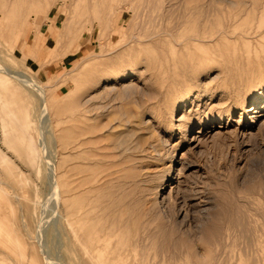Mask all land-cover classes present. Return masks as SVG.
<instances>
[{
    "label": "rangeland",
    "instance_id": "1",
    "mask_svg": "<svg viewBox=\"0 0 264 264\" xmlns=\"http://www.w3.org/2000/svg\"><path fill=\"white\" fill-rule=\"evenodd\" d=\"M263 29L264 0H0V64L40 82L49 117L25 88L28 179L29 140L10 146L0 121L28 198L6 226L30 244L6 263L84 264L74 211L101 264H264Z\"/></svg>",
    "mask_w": 264,
    "mask_h": 264
},
{
    "label": "bare ground",
    "instance_id": "2",
    "mask_svg": "<svg viewBox=\"0 0 264 264\" xmlns=\"http://www.w3.org/2000/svg\"><path fill=\"white\" fill-rule=\"evenodd\" d=\"M22 74L24 73H16L14 70H9L0 64V121L3 127V140L10 146H13L17 140H22L25 138L29 140V143L24 146V152L19 148H15L16 151H19V155H21L23 163L21 166L15 164L16 161L12 160V158H9L6 154V151H4V148H1L0 146V255L3 256V259H0V264H8L6 263V247L15 249L21 254V249L27 250V246L30 245L26 241H20L21 234L17 233L15 229H13V231H9L6 226V220L8 219L6 208L13 209L15 207V203H19L20 206L24 207L26 206L28 200V198L25 196V193L18 190L16 183L7 178L6 168L8 167V163H6V161L8 160L9 163H14L15 166H17L16 168H19L16 173L21 174L22 176H25L26 179H28V176L25 175L24 169L31 170L32 168H35L39 158V151H37L38 149L29 133V128L31 126L30 123L32 120L28 113V103L30 99L28 97L27 91H25V88H29L31 91L37 92L36 94L39 95V97L41 96L39 99L41 108L40 115L42 117L45 116L46 119L49 118L48 115L46 116V114H48V101L43 86L40 84V82H35V84L31 85L30 78L28 79L26 78V75ZM257 107L258 106L254 107L252 111L254 110V112H258V109L255 110ZM45 117H43V119ZM201 127L199 128L198 132L203 133L205 130L201 129ZM21 152H23V154H21ZM51 171L54 172V165L51 166ZM49 174L50 172H48V176ZM50 179L53 183V186L55 187V196H58L59 187L56 184V178L55 180L52 177ZM166 186V182L164 183L162 180L158 186V192L164 190ZM9 190L13 192V196L10 194ZM122 214L128 215L129 209L124 206L122 209ZM75 215L76 213L74 211H71L66 215L67 228L64 229H67V234L70 239L68 253L71 255L77 254L81 259H83L84 264H101V256L104 254L106 244L104 243L101 236H92L90 229H86L85 232L81 233L76 226V222L73 220ZM21 217L22 225L27 221L24 215H21ZM141 231L142 229L137 228L133 234L139 235ZM25 232L28 231L25 229ZM24 253L25 252L23 251V254ZM35 262H38L35 260V256L32 253L30 255L28 254L26 263L35 264ZM42 264H46V262L42 261Z\"/></svg>",
    "mask_w": 264,
    "mask_h": 264
},
{
    "label": "crops",
    "instance_id": "3",
    "mask_svg": "<svg viewBox=\"0 0 264 264\" xmlns=\"http://www.w3.org/2000/svg\"><path fill=\"white\" fill-rule=\"evenodd\" d=\"M50 40V37L46 40V42H48Z\"/></svg>",
    "mask_w": 264,
    "mask_h": 264
}]
</instances>
